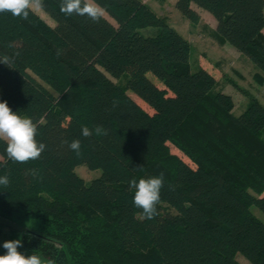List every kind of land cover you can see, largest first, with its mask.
<instances>
[{"label": "trees", "instance_id": "1", "mask_svg": "<svg viewBox=\"0 0 264 264\" xmlns=\"http://www.w3.org/2000/svg\"><path fill=\"white\" fill-rule=\"evenodd\" d=\"M96 2L114 21L67 16L61 0L38 4L54 25L34 10L28 19L0 12V57L11 66L0 63V101L31 117L46 145L38 159L17 163L0 140V177L9 178L0 216L40 220L22 249L45 264H243L239 255L264 264V221L252 210L264 212V104L251 97L236 114L216 76L190 69L191 42L144 0ZM194 4L264 83V0H176L195 24ZM76 139L79 155L69 147ZM81 164L102 175L87 182ZM161 173L158 215L147 219L130 181Z\"/></svg>", "mask_w": 264, "mask_h": 264}, {"label": "rangeland", "instance_id": "2", "mask_svg": "<svg viewBox=\"0 0 264 264\" xmlns=\"http://www.w3.org/2000/svg\"><path fill=\"white\" fill-rule=\"evenodd\" d=\"M162 16H166L169 23L175 27L192 45L190 54V69L196 70L199 66L206 68L216 76L218 85L216 89H222L224 92L233 96L235 101V113L239 114L247 107L251 97H255L264 104V83H258L255 80L254 73L257 67L246 56L232 46L230 43L223 41L216 32V19L207 10L193 5L200 15L198 23H192L176 7V0H144ZM33 10L36 11L49 24L54 25L55 20L44 11L39 5L34 4ZM104 14L114 21L107 13ZM144 34H150L153 29L146 28L141 30ZM149 76L158 85L161 81L152 73ZM119 83H124L125 77L119 79L113 78ZM232 81H235L241 89L237 88ZM129 94L146 110L153 112L152 108L142 100L136 93L129 90ZM68 117L65 122L68 126H74ZM172 151L180 154L184 160L192 164L188 157L185 156L177 147L172 146ZM2 156L0 155V159ZM76 172L87 182L102 175V169H90L87 165L81 164L76 167ZM254 213L264 221V212L256 205L252 207ZM19 227L10 226L0 222V248L7 240L21 239L28 230L37 231L40 229L41 222L34 215L18 214L11 219ZM23 228V229H22ZM27 254L22 247L18 249ZM30 255V254H28ZM40 256V255H39ZM45 263V258L40 256ZM238 260L243 264H251L244 256L239 255Z\"/></svg>", "mask_w": 264, "mask_h": 264}, {"label": "clouds", "instance_id": "3", "mask_svg": "<svg viewBox=\"0 0 264 264\" xmlns=\"http://www.w3.org/2000/svg\"><path fill=\"white\" fill-rule=\"evenodd\" d=\"M40 0H0V12H10L14 17L28 19L29 12L34 4ZM60 12L67 16L73 14L87 16L93 22H99L104 17V9L96 0H61ZM0 63L10 66L9 57H0ZM96 134L104 133L102 127L94 129ZM38 125L31 117L22 116L9 106L8 102L0 101V140L6 142V153L10 160L17 163H27L38 159L45 151L46 145L38 142ZM93 130L87 126L82 127V135L91 136ZM70 149L77 155L81 153V141L76 139L69 144ZM8 176L0 177V185L7 187ZM163 173L157 177L141 178L137 182L130 181V188L134 189L133 203L135 207L142 209V214L147 219H153L157 212L163 187ZM23 246L21 239L7 240L3 243L5 254L0 255V264H45L38 254L26 255L19 251Z\"/></svg>", "mask_w": 264, "mask_h": 264}, {"label": "water", "instance_id": "4", "mask_svg": "<svg viewBox=\"0 0 264 264\" xmlns=\"http://www.w3.org/2000/svg\"><path fill=\"white\" fill-rule=\"evenodd\" d=\"M0 222L4 223V224H8L10 226H14V227H19L17 224H15L13 221H11L10 219H7L5 217L0 216ZM23 229V228H22Z\"/></svg>", "mask_w": 264, "mask_h": 264}]
</instances>
